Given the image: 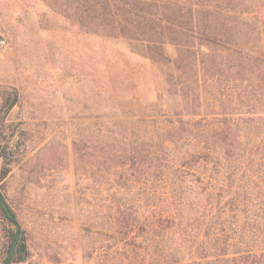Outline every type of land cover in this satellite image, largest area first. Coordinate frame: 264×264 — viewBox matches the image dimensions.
I'll use <instances>...</instances> for the list:
<instances>
[{
  "label": "trees",
  "instance_id": "trees-1",
  "mask_svg": "<svg viewBox=\"0 0 264 264\" xmlns=\"http://www.w3.org/2000/svg\"><path fill=\"white\" fill-rule=\"evenodd\" d=\"M78 1L159 87L73 142L83 264H264V0ZM15 237L9 264H25Z\"/></svg>",
  "mask_w": 264,
  "mask_h": 264
},
{
  "label": "rangeland",
  "instance_id": "rangeland-1",
  "mask_svg": "<svg viewBox=\"0 0 264 264\" xmlns=\"http://www.w3.org/2000/svg\"><path fill=\"white\" fill-rule=\"evenodd\" d=\"M79 18L78 0H0V95L18 94L11 109L0 99V191L25 264H83L87 180L78 185L73 142L94 140L100 114L136 112L135 99L144 108L158 94L148 61ZM15 232L0 209V264Z\"/></svg>",
  "mask_w": 264,
  "mask_h": 264
},
{
  "label": "water",
  "instance_id": "water-1",
  "mask_svg": "<svg viewBox=\"0 0 264 264\" xmlns=\"http://www.w3.org/2000/svg\"><path fill=\"white\" fill-rule=\"evenodd\" d=\"M0 204L4 207V209L6 210L7 214L11 218L12 223L17 228L16 237H15V241H16L17 237L21 233V226H20L19 221L17 220L16 216L14 215L13 211L11 210L8 202L6 201V199L4 198L3 194L1 193V191H0ZM10 258H11V254H9V256L7 258V261H6V264H9Z\"/></svg>",
  "mask_w": 264,
  "mask_h": 264
}]
</instances>
